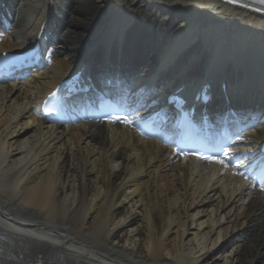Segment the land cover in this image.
Returning a JSON list of instances; mask_svg holds the SVG:
<instances>
[{"label":"bare ground","instance_id":"obj_1","mask_svg":"<svg viewBox=\"0 0 264 264\" xmlns=\"http://www.w3.org/2000/svg\"><path fill=\"white\" fill-rule=\"evenodd\" d=\"M234 1L4 0L15 17L0 53L26 50L43 27L57 41L40 73L0 84V264H201L214 251L264 264V195L234 169L182 161L121 124L55 127L38 109L88 62L137 64L135 83L167 80L168 93L228 77L240 117L261 118L264 7ZM247 139L264 140V124Z\"/></svg>","mask_w":264,"mask_h":264},{"label":"rangeland","instance_id":"obj_2","mask_svg":"<svg viewBox=\"0 0 264 264\" xmlns=\"http://www.w3.org/2000/svg\"><path fill=\"white\" fill-rule=\"evenodd\" d=\"M214 204H217V201H215V203ZM215 206H217V205H215ZM232 208V206H230V207H228V209L225 211V212H220V220L223 218L224 219V215H225V213L228 211V210H230ZM233 212H234V210H232ZM232 212V213H233ZM126 229L127 228H132L131 226H127V227H125ZM219 230V228H217V230H216V232ZM194 231H197V230H194ZM240 235H242V233H239ZM216 236V235H215ZM215 236L212 238V240L215 238ZM193 237V235L192 236H190V238H192ZM241 239H243L244 240V237H240ZM232 239L233 238H231V242H229V243H231L230 245H235L236 246V244H240V242L238 241L237 242V240H234L233 239V242H232ZM238 239V238H237ZM228 241L229 240H227L226 242H225V244H227L228 243ZM228 243V244H229ZM242 243V242H241ZM224 244V243H223ZM223 244L221 245V246H223ZM227 244V245H228ZM230 245H228V246H230ZM219 249V248H218ZM221 249V248H220ZM229 249V248H228ZM227 250V249H226ZM227 252V251H226ZM226 253H225V251H214L211 255H210V257H208L206 260H204L203 262H201V264H207L208 263V261L210 262V263H208V264H214L215 262L217 263V261L218 262H220V264H221V259L223 258V256L225 255ZM246 257V256H245Z\"/></svg>","mask_w":264,"mask_h":264},{"label":"snow or ice","instance_id":"obj_3","mask_svg":"<svg viewBox=\"0 0 264 264\" xmlns=\"http://www.w3.org/2000/svg\"><path fill=\"white\" fill-rule=\"evenodd\" d=\"M261 2H264V0H261ZM218 163H223V161H217Z\"/></svg>","mask_w":264,"mask_h":264}]
</instances>
